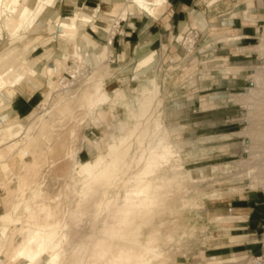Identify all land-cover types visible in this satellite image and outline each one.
I'll use <instances>...</instances> for the list:
<instances>
[{
  "label": "rangeland",
  "instance_id": "rangeland-1",
  "mask_svg": "<svg viewBox=\"0 0 264 264\" xmlns=\"http://www.w3.org/2000/svg\"><path fill=\"white\" fill-rule=\"evenodd\" d=\"M88 1L102 10L76 9L75 0H0V68L22 64L24 76L25 66L38 58L50 57L47 67L56 72L62 61L59 76L37 82L39 105L47 98L44 110L36 106L31 122L25 120L31 113L11 121L29 134L10 144L0 141V217L19 209L0 223V249L12 246L18 224L29 235L40 230L46 237L48 253L26 264H47L51 256L58 264H264V220L254 253L214 260L203 253L216 226L205 208L211 197L248 196L252 202L259 195L264 201V56L256 51L264 22L253 46L240 50L248 56L247 88L216 93L226 107L204 108L198 131L179 136L178 126L190 121L169 120L178 106L167 104L172 91L165 72L159 80L147 74L161 55L143 52L138 60L119 62L110 49H89L82 36L85 25L94 31L97 25L103 38L125 4L122 12L129 14L122 20L146 22L147 11L137 3L131 11L130 0ZM166 10L151 15L159 20ZM97 18L102 21L96 24ZM78 23L77 41L68 42ZM61 27L68 33L61 34ZM87 32L97 38L91 28ZM191 32L175 39L185 51L198 45ZM136 68L138 75L132 74ZM22 88L1 87L6 101L0 114L11 110L8 101Z\"/></svg>",
  "mask_w": 264,
  "mask_h": 264
},
{
  "label": "crops",
  "instance_id": "crops-1",
  "mask_svg": "<svg viewBox=\"0 0 264 264\" xmlns=\"http://www.w3.org/2000/svg\"><path fill=\"white\" fill-rule=\"evenodd\" d=\"M75 3L76 9L81 5L85 10L93 8L87 4H96L95 1L88 0H75ZM125 5L113 20H109L112 25L105 30L111 31L108 40L104 38L105 33L103 38L101 37L103 27L97 25L95 31L85 25L82 28V36L94 41L96 50L110 49V57L118 59L119 62H125L131 57L138 60V54L141 55L143 52L161 55V63L154 65L147 74L153 72L158 75L159 80V75L165 72L166 89L172 91V94L169 92L171 96L167 104L178 106L171 110L169 120L175 123L190 121V124L178 126L179 136H185L189 129L191 135L198 131L196 120L200 118L199 113L205 112L204 108L226 107V99L223 101L217 98L216 93L247 88L249 81L245 63L248 56L244 54L247 51L240 50L249 49L257 38L261 23L264 22V0H167V10L163 17L156 20L159 17L148 14L150 19L146 22L135 20L133 17L122 20L129 14L122 12ZM64 6L65 3H62L58 8L60 15ZM129 8L131 11L135 10L132 5H129ZM99 9L102 10L101 4L93 8L94 11ZM99 21L102 20L97 18L94 22L97 24ZM76 27L77 29L69 30L68 42L77 41L82 25L78 23ZM87 28H91L97 38L88 33ZM62 29L61 34L68 33V29L64 27ZM190 31L198 32L195 37L198 45L194 51H185L176 45L175 39L180 40ZM106 43L107 46H101ZM88 46L90 49L89 44ZM84 47L87 48L85 43ZM187 72L186 77H181ZM132 74L138 75L137 68ZM138 85L136 83L135 88ZM39 90L37 81L28 80L24 88L16 90L18 91L16 97L10 95L8 106L11 107V112L15 113L14 116L17 115L15 117L23 118L34 111L43 97ZM5 101L3 94H0V106L5 104ZM232 134L234 133H211L199 138L224 137ZM197 151L192 150V154H198ZM237 196L223 194L221 197H211L205 204L208 218L216 225L213 226L214 237L209 241L210 247L203 251L204 256L211 260L239 253H254L256 249L255 237L264 220L262 212L264 201L259 195H256L252 202L248 196Z\"/></svg>",
  "mask_w": 264,
  "mask_h": 264
},
{
  "label": "bare ground",
  "instance_id": "bare-ground-1",
  "mask_svg": "<svg viewBox=\"0 0 264 264\" xmlns=\"http://www.w3.org/2000/svg\"><path fill=\"white\" fill-rule=\"evenodd\" d=\"M129 3L131 5L137 3L138 4L137 6L139 8L142 9L143 7V9H145L148 14H152L153 12L157 11L160 8H164L167 4V0H130ZM7 19L11 20L12 18L8 17ZM21 21H23V19H21ZM105 33L110 34L111 31ZM109 43H111V40H109ZM88 44L91 46V48L96 47V43L91 39H88ZM263 46H264V39L262 40L261 45L256 47V51L259 52L260 55H262L261 57L264 56ZM47 63L48 61L46 59L35 60L31 65L25 66L27 73L24 76L22 75L23 73H21L24 67L22 64L18 65L15 69H9L7 67L3 69L0 68V89L3 86L16 87L17 85H19V87L24 88V85H22V83L23 80L26 78H29L30 82L31 80H34L40 83L39 80L44 78L46 75L59 76L60 75L59 66H62V61H58L56 63V67L58 69L57 72L55 71V69L47 67ZM2 92L3 91L0 90L1 95L3 94ZM46 101L47 98L43 103H41V105H39L43 110L47 105ZM35 115H36L35 112H33L25 120L31 122ZM17 119L18 118L14 116L11 110H7L4 113L0 114V141L10 144L11 142L20 140L21 138L29 134L28 129L25 128L23 124L11 123L12 120L15 121ZM22 131H24V133H22ZM18 211L19 209H15L13 213L1 216L0 223L7 222L10 219H13L15 215H17ZM26 211L32 213L33 210L30 206H27ZM17 225L14 226L12 233L14 234L12 238L13 241L12 246L9 245L5 247L4 250H2V248L0 249L1 251L0 256L3 255L6 256L5 259L3 260L0 259V264H26L37 261L39 258H41V256L48 253L46 237L40 230L34 235H29L28 229L26 227L24 226L18 227ZM54 240L55 238L51 239L50 243H53ZM47 264H58L57 256H51Z\"/></svg>",
  "mask_w": 264,
  "mask_h": 264
},
{
  "label": "built area",
  "instance_id": "built-area-1",
  "mask_svg": "<svg viewBox=\"0 0 264 264\" xmlns=\"http://www.w3.org/2000/svg\"><path fill=\"white\" fill-rule=\"evenodd\" d=\"M191 33H193V32H191ZM197 35H198V32H197V31H195V35H194V36L196 37ZM263 256H264V255H263Z\"/></svg>",
  "mask_w": 264,
  "mask_h": 264
}]
</instances>
